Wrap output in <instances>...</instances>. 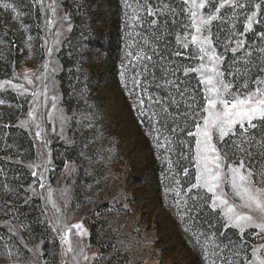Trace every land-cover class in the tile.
I'll use <instances>...</instances> for the list:
<instances>
[{"label": "rangeland", "instance_id": "374dc122", "mask_svg": "<svg viewBox=\"0 0 264 264\" xmlns=\"http://www.w3.org/2000/svg\"><path fill=\"white\" fill-rule=\"evenodd\" d=\"M179 2L0 0V264H262L260 229L231 225L219 209L204 213L203 203L186 210L196 195H185L196 175L195 138L185 134L196 131L192 123L172 134L144 115L146 97L160 93L144 79L138 54H152V34H164L159 46L183 38ZM243 2L249 15L260 4L264 30V0ZM158 6L163 15L153 26L148 8ZM246 24L237 9L227 26L240 33ZM259 24L244 37L257 50L264 42L248 36ZM133 66L147 92L134 86ZM224 192L241 204L229 186Z\"/></svg>", "mask_w": 264, "mask_h": 264}, {"label": "snow or ice", "instance_id": "6c2138e0", "mask_svg": "<svg viewBox=\"0 0 264 264\" xmlns=\"http://www.w3.org/2000/svg\"><path fill=\"white\" fill-rule=\"evenodd\" d=\"M3 7L8 9L11 5L5 3ZM248 7L243 0H200L199 3L197 0H180V14L185 17L179 22L183 38L176 35L175 45L165 39L159 46L164 34H152L153 45L149 47L152 54H138V58L144 62L141 72H147L144 79H150L153 92L160 93L146 97L151 114L144 115L150 126L159 124L176 134L183 131V122L191 120L196 129L193 132L190 128L185 133L195 138L193 158L196 168L195 183L185 191V195L193 191L196 195L188 196L192 204L186 210L192 212L199 203H203L214 212L219 209L231 225L241 229L254 226L264 232V184L254 179L257 173L253 170L254 162L264 159L261 156L264 137L259 141L256 139L258 131H264V79H261L264 62L259 61L264 48L257 50L244 39L252 25L260 23L256 19L260 4L252 6L255 11L250 15L247 14ZM237 9L245 14L247 21L240 33L234 30V26H227L230 14ZM148 15L153 17L151 23L155 26L163 12L159 6L157 11L149 7ZM169 15L176 16L175 8L169 9ZM257 35L264 42V32ZM190 44L194 46L192 51H189ZM148 45L147 40L143 44L138 43L141 48ZM253 52H257L255 61ZM229 54L231 63L227 62ZM238 54L244 59H238ZM187 61H196L197 64L187 67ZM254 62L256 73L250 75ZM238 63L241 67L234 68ZM135 67L133 84L147 92L149 84L138 82L141 72H136ZM192 79L196 80L195 85ZM138 100L143 113L145 98L138 96ZM156 116H159L158 120L153 119ZM258 143L260 148L255 149ZM237 154L246 157L248 163L245 159H239L235 165L229 163ZM181 172L187 177V168ZM259 174L264 176V172ZM225 185L232 189V197L241 201L240 205L230 203L229 194L224 192ZM40 186L43 187V183ZM201 190L207 200L200 195Z\"/></svg>", "mask_w": 264, "mask_h": 264}, {"label": "trees", "instance_id": "16d2710c", "mask_svg": "<svg viewBox=\"0 0 264 264\" xmlns=\"http://www.w3.org/2000/svg\"><path fill=\"white\" fill-rule=\"evenodd\" d=\"M259 32H264V30H262L261 24H259V26H257L255 28V30L248 36L249 42H254L259 37L257 35V33H259ZM253 60L255 61L256 58L253 59ZM259 61L260 62H264V56L263 55H259ZM227 62L231 63V55H229V57L227 59ZM63 65H64V68L66 70V68H67L66 60H63ZM240 67H241V65L239 63L234 66V68H240ZM251 67H252V71H251L250 75H254L256 73V63L254 62ZM65 76L66 75L63 73L62 78L64 79ZM64 85L65 84L63 83V89H65ZM186 123H187V125H191V120L187 121ZM261 137H264V131H258L256 139L259 141L261 139ZM188 141H189V144L186 145V147L188 146V151H186V153L188 152V157L189 156L191 157L192 153H193V139L190 138V139H188ZM254 148L255 149H259L260 148V144L258 143L257 145L254 146ZM253 155H255V152H253ZM229 156H231V152H229ZM261 156L264 157V152H261ZM239 159H245V163L246 164L248 163L247 158L246 157H242L239 154H237V156H236V158L234 160H230L229 162H232V163L236 164V162ZM253 170H254V172L257 173V175L254 177V179L259 181V182L261 181V183L264 184V176H261L259 174L260 172H264V159H257L254 162V164H253ZM156 178L153 176L154 180ZM186 180L187 179L185 178L184 181H186ZM190 184H191V182H190ZM156 185H157V182H156ZM201 209H202V211H204V213L213 214L211 209L206 207L205 205H202ZM216 215H220V214L216 213ZM213 224L216 225V230H217L218 234L219 233L220 234L223 233V230L225 229L226 224L222 220H219L217 223H213ZM252 233H256V232L253 231ZM225 234H233V235L239 236V233L236 230H233L231 228H228L227 231L225 232ZM249 234H251V233H245L244 236L247 237Z\"/></svg>", "mask_w": 264, "mask_h": 264}]
</instances>
